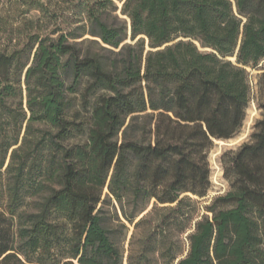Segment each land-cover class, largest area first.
Listing matches in <instances>:
<instances>
[{"label":"trees","instance_id":"trees-1","mask_svg":"<svg viewBox=\"0 0 264 264\" xmlns=\"http://www.w3.org/2000/svg\"><path fill=\"white\" fill-rule=\"evenodd\" d=\"M76 8L71 30L0 44V264H122L112 202L142 234L127 264H264V71L249 141L221 155L228 189L193 198L245 119L264 0Z\"/></svg>","mask_w":264,"mask_h":264},{"label":"rangeland","instance_id":"rangeland-1","mask_svg":"<svg viewBox=\"0 0 264 264\" xmlns=\"http://www.w3.org/2000/svg\"><path fill=\"white\" fill-rule=\"evenodd\" d=\"M80 1L81 0H0V44L12 45L19 40H23L26 36L37 33L41 35L49 33L55 36L59 32H66L75 28L81 24L76 8ZM85 37H87V35ZM229 59L233 61V57ZM246 70L248 72L250 86V100L246 108L245 119L239 131L233 137L227 140L213 141L212 148L208 153L211 181L210 189L204 197L198 198L193 196L201 212L203 211L204 205L208 204L214 197L223 194L228 189V183L223 178V165L220 160L221 155L224 152H234L242 143L249 141L253 131V125L255 121L261 117L255 98L257 78L258 75L264 71V59L260 60L255 67L247 66ZM79 141H81V137L75 136L70 142L74 143ZM150 207L151 204L148 206L147 210H149ZM30 208L31 203H29V205L27 204L24 210H30ZM147 210H145V212ZM142 214H140L135 221ZM104 215L106 216V226L112 232L111 237L116 246L123 253L122 264H127L128 255L131 252L136 255L140 250L141 230L138 229L134 238H132V232L134 231L133 225L129 224L123 218L116 202L104 206ZM122 224H124V226ZM134 258L136 257H133V259ZM149 258L152 264L155 260V264H163V260L157 253L151 256L149 255Z\"/></svg>","mask_w":264,"mask_h":264},{"label":"water","instance_id":"water-1","mask_svg":"<svg viewBox=\"0 0 264 264\" xmlns=\"http://www.w3.org/2000/svg\"><path fill=\"white\" fill-rule=\"evenodd\" d=\"M130 30V27H129V21H128V31ZM147 49H149L148 47H147ZM233 60H234V57H233Z\"/></svg>","mask_w":264,"mask_h":264},{"label":"bare ground","instance_id":"bare-ground-1","mask_svg":"<svg viewBox=\"0 0 264 264\" xmlns=\"http://www.w3.org/2000/svg\"><path fill=\"white\" fill-rule=\"evenodd\" d=\"M243 136V135H242ZM233 141V140H232ZM235 141V140H234ZM238 141V140H237ZM221 142V141H220ZM222 143V142H221ZM233 143V142H232ZM236 143V142H235Z\"/></svg>","mask_w":264,"mask_h":264}]
</instances>
